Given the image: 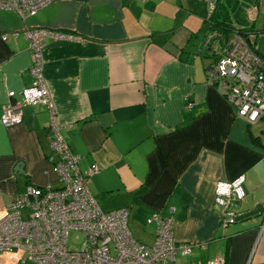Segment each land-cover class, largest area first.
Segmentation results:
<instances>
[{
	"label": "crops",
	"instance_id": "obj_1",
	"mask_svg": "<svg viewBox=\"0 0 264 264\" xmlns=\"http://www.w3.org/2000/svg\"><path fill=\"white\" fill-rule=\"evenodd\" d=\"M253 1H244L246 26L261 29L264 4L250 20ZM209 14L207 0H53L25 18L0 9V118L9 91L18 103L32 80L28 41L1 34L30 27L71 34L45 39L43 74L80 170L98 167L88 187L99 206L128 208L131 232L145 244L155 238L151 215L172 218L176 242L192 245L175 264H264V118H239L210 78ZM22 113L15 126L0 121V208L29 185H62L49 160L48 110L26 105ZM241 177L244 196L228 199L229 212L261 210L225 224L217 186ZM0 264L35 263L14 251L0 253Z\"/></svg>",
	"mask_w": 264,
	"mask_h": 264
},
{
	"label": "built area",
	"instance_id": "obj_2",
	"mask_svg": "<svg viewBox=\"0 0 264 264\" xmlns=\"http://www.w3.org/2000/svg\"><path fill=\"white\" fill-rule=\"evenodd\" d=\"M51 1L0 0V9L15 11L25 18ZM207 1L211 13L216 0ZM263 4L264 0H255V6L248 11L250 20L255 19L257 7ZM257 33L264 34V24ZM21 34L31 51L29 73L32 80L21 90L18 103L12 101L16 92L9 91L0 121L7 127L21 123L22 107L26 105H42L48 110L47 137L52 148L49 160L54 162L62 185H29L12 203L0 208V253L21 251L23 260L35 264H175L178 253L190 254L191 244L176 242L172 218L151 215L146 222L155 225V238L151 244H145L131 232L128 208L104 211L99 206L88 187V179L98 167L80 170V157L61 133L62 127L43 74L45 39H72L73 36L62 30L30 27L4 32L1 38L16 39ZM254 35L250 32L248 36ZM203 45L214 53L208 74L223 86L236 115L248 124L264 118V56L257 51L256 45L236 28L228 34L212 29ZM241 181L242 177L217 186L215 201L230 215L225 224L235 219L234 213L229 212L232 206L228 199L240 200L244 196ZM71 230L82 232L80 248L68 247ZM211 264H224V260L217 258Z\"/></svg>",
	"mask_w": 264,
	"mask_h": 264
},
{
	"label": "trees",
	"instance_id": "obj_3",
	"mask_svg": "<svg viewBox=\"0 0 264 264\" xmlns=\"http://www.w3.org/2000/svg\"><path fill=\"white\" fill-rule=\"evenodd\" d=\"M245 0H224L215 4L214 10L210 13L209 20H214L212 23L213 29H218L224 34H228L231 29H237L242 34L246 35L251 44L255 45V35L253 37L248 36L250 32L257 34L260 29H254L252 26H246L248 24L246 20L247 12L245 9ZM231 18H236L237 26L231 23ZM250 24V23H249ZM253 24V22L251 23Z\"/></svg>",
	"mask_w": 264,
	"mask_h": 264
},
{
	"label": "rangeland",
	"instance_id": "obj_4",
	"mask_svg": "<svg viewBox=\"0 0 264 264\" xmlns=\"http://www.w3.org/2000/svg\"><path fill=\"white\" fill-rule=\"evenodd\" d=\"M259 35L260 37L257 41V45L262 51H264V34H259ZM243 124L246 125V122L243 121ZM258 127L259 125L257 126L252 125V130L255 131L258 129ZM82 241H83L82 232L78 230H71V232L69 233V238H68V247L73 248V249L80 248L82 245Z\"/></svg>",
	"mask_w": 264,
	"mask_h": 264
},
{
	"label": "water",
	"instance_id": "obj_5",
	"mask_svg": "<svg viewBox=\"0 0 264 264\" xmlns=\"http://www.w3.org/2000/svg\"><path fill=\"white\" fill-rule=\"evenodd\" d=\"M255 2V0L253 1ZM21 166V165H20ZM232 208V207H231ZM261 210V206L260 205H256L255 208L253 210H250L244 214H241V215H238L237 217H235L234 220H240V219H243V218H246V217H249L253 214H256L258 211Z\"/></svg>",
	"mask_w": 264,
	"mask_h": 264
}]
</instances>
